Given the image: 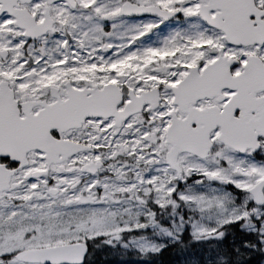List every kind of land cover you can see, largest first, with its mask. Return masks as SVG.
Instances as JSON below:
<instances>
[{
    "label": "snow or ice",
    "instance_id": "snow-or-ice-1",
    "mask_svg": "<svg viewBox=\"0 0 264 264\" xmlns=\"http://www.w3.org/2000/svg\"><path fill=\"white\" fill-rule=\"evenodd\" d=\"M0 264H264V0H0Z\"/></svg>",
    "mask_w": 264,
    "mask_h": 264
},
{
    "label": "trees",
    "instance_id": "trees-1",
    "mask_svg": "<svg viewBox=\"0 0 264 264\" xmlns=\"http://www.w3.org/2000/svg\"><path fill=\"white\" fill-rule=\"evenodd\" d=\"M165 261H167L168 259H170L167 255L163 258Z\"/></svg>",
    "mask_w": 264,
    "mask_h": 264
}]
</instances>
